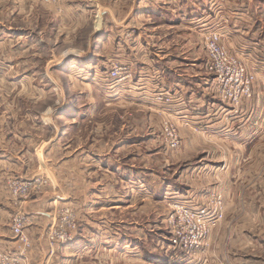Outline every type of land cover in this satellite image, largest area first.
Wrapping results in <instances>:
<instances>
[{"label": "rangeland", "instance_id": "rangeland-1", "mask_svg": "<svg viewBox=\"0 0 264 264\" xmlns=\"http://www.w3.org/2000/svg\"><path fill=\"white\" fill-rule=\"evenodd\" d=\"M153 1L133 32L130 26L90 25L69 13L58 17L42 2L30 17H0V253L17 256L18 264L32 248L27 229L35 220L27 204L38 197L53 214L45 238L48 264H230L229 245H244L242 256L264 258L262 213L232 219L225 190L214 185L209 160L201 159L213 140L184 137L212 128L201 118L191 121L190 113L207 119L234 114L235 125L258 115L264 102L254 100L262 96L264 79L255 80L248 101L223 111L205 70V37L221 28L211 10L216 0ZM228 1L218 0L217 10L225 13L221 5ZM220 33L231 54L264 76V60L257 63L255 56L264 55L243 49V41L232 52ZM112 69L121 72L120 81L109 75ZM187 85L197 100L190 105L181 89ZM170 129L179 140L176 149ZM255 142L248 177L264 181V140ZM185 145L192 148L189 159L181 154ZM246 191L259 212L263 184ZM238 197L245 199L239 190ZM174 204L192 211L210 204L223 214L218 221L204 219L201 231L193 218L177 212L173 219ZM21 215L27 248L12 229ZM71 222L75 227L66 228ZM53 227L57 236L64 227L73 238H48ZM194 235L201 236L198 247L183 248Z\"/></svg>", "mask_w": 264, "mask_h": 264}, {"label": "crops", "instance_id": "crops-1", "mask_svg": "<svg viewBox=\"0 0 264 264\" xmlns=\"http://www.w3.org/2000/svg\"><path fill=\"white\" fill-rule=\"evenodd\" d=\"M39 2V0H0V17L3 16V21L7 19L13 20V17H30L34 12V9L39 5ZM153 2V0H58L55 4L44 6L52 9L58 17H70L67 16L69 13L73 18L90 20V25H113L117 27L130 26V29L133 32L134 27L139 24L140 14L151 9V7L154 6ZM217 2L218 0L215 1L216 4L212 3L213 5H211V10L216 17H213L216 19L214 25L217 29L218 27H221L219 28V31L224 32V42L227 41L230 44H228V46L231 51L235 53L239 52L238 48L241 47L238 46V43L243 41L248 44L246 47H243V49H246L248 52L259 51L261 55H264V22L263 20H259V17L264 15V0H259L254 5L248 0H231L228 1V5H221L222 8H225V13H222V10H217L220 5ZM239 6L242 7L244 14L238 17L237 13L239 12V9H241ZM216 10L217 12H215ZM194 15L198 16L200 14L196 12ZM196 21V18L191 19L192 24H196ZM81 23L85 24V22ZM258 34L259 37H257ZM131 38H133V34L131 35ZM255 56L256 62L261 64L262 60H264V56ZM259 73L262 74V71L256 73V79H258L259 76L263 80L264 76ZM183 87H185V89ZM183 87H181V89L184 90L183 92L186 95L184 101H187L189 105L194 102L196 103L197 100H192V92L189 90V86L187 85ZM254 101H262L263 104L264 91H262L261 98ZM219 103L222 105L223 111L226 109H232L231 106L222 101H219ZM200 106L202 105H199L198 107ZM263 106L264 104L262 107ZM194 108V105L190 106V112H192ZM263 108H260V113L256 116L241 117V121H238L241 125H235L237 115L234 114L228 115L224 118L217 116L207 119L206 117H200V115L190 113L191 121L195 122L201 118V121L205 122L208 128L212 127L207 129L206 133L204 130L201 131L200 128L197 129L198 133H193L194 135L189 136L185 134L184 137L210 138L213 140L208 148L202 149L200 152L203 154L201 159L209 160L211 163L210 168H212L213 172L216 174V180L213 181L214 185L220 189L223 187V190H225V195H227V198L230 201L228 205L232 206L231 210H229L232 214V219L257 218L261 213V218L264 217V202L260 201V204L258 205V208L261 207V212H255V202L251 200L252 196L246 191L248 185H252L256 182L260 185L263 184L264 187L263 179L259 178L256 181V177H248V174L250 175V170H253L250 168L255 164L249 159L251 154L256 150L255 148L257 147V144L255 141L264 140V127L262 129L259 127V129L256 128L252 130L250 124L252 126L262 125L261 123L264 122ZM206 110H208V108H206ZM246 123H249V127ZM184 147L185 149L180 152L181 154H185L186 159H189L190 156H187V153L190 154L192 148L190 147V149L187 150L186 145ZM194 151L197 152L196 150ZM241 154L244 157L239 156ZM205 163V161L202 162L198 167H206ZM257 164L259 165L258 162ZM262 170L264 171V162L262 164ZM259 189L263 190L262 188ZM238 190L245 199H240L238 197ZM115 200L116 201L114 202H117L118 199ZM27 206V210L31 212L29 214L32 215L35 221L30 228L27 229L33 244L27 255L25 264H48L51 257L49 255V248L45 238L47 228L53 220V214L49 209L50 205L44 203L38 197L28 202ZM113 206L117 205L114 204ZM241 206H243V208ZM250 226H252V224L247 225L248 228ZM252 244L253 243L249 241L245 242L246 246H252ZM243 246L229 245L227 261H229L230 264H252V262L257 261V259H253L247 255L248 253L242 256L238 252ZM229 250L232 251L229 252ZM257 264H264V258L259 257Z\"/></svg>", "mask_w": 264, "mask_h": 264}, {"label": "built area", "instance_id": "built-area-1", "mask_svg": "<svg viewBox=\"0 0 264 264\" xmlns=\"http://www.w3.org/2000/svg\"><path fill=\"white\" fill-rule=\"evenodd\" d=\"M58 0H40L43 4H55ZM223 34L218 31L208 32L205 37V46L207 51V61L205 63V70L213 75V81L211 85L215 89V94L218 96L219 100L223 103L228 104L231 108L237 109L243 104V101L250 99L254 93V83L256 80V68H247L246 65L235 55L231 54L224 45L221 44V38ZM240 57V56H239ZM241 58V57H240ZM109 75L113 79H117L120 81L123 77L121 76V72L118 69H112ZM169 136L171 139V148L176 149L179 146V140L177 138L176 132L174 129H170ZM36 181H31V183H35ZM30 184V183H28ZM214 207V208H213ZM175 213L172 214L174 219L175 214L178 212V217H183L187 221L186 218H193L199 224V228L201 231H205V223L204 219H210L214 217V221H218L222 217V210L217 206H212L207 204V207H198L195 208V211L188 209L184 205L174 204ZM211 208H213V212H211ZM71 218V217H70ZM175 221V220H173ZM190 222V221H189ZM25 224V217L18 216L14 219V223L12 225L13 232L15 236L18 237L20 242H23V246L25 248L29 247L30 244L28 242L27 236L23 232ZM63 225H58V228H61ZM75 227L73 222L69 223L66 228L72 229ZM57 230H50L48 238L54 239V237L59 238L61 241H70L73 237L70 234L69 230H65L64 227L57 236ZM201 236L194 235L193 241L188 244H184L185 249L188 247H198L200 244ZM176 242V241H175ZM52 246V244L50 243ZM51 248V253L54 252V249ZM0 264H18L17 256H6L0 253Z\"/></svg>", "mask_w": 264, "mask_h": 264}]
</instances>
